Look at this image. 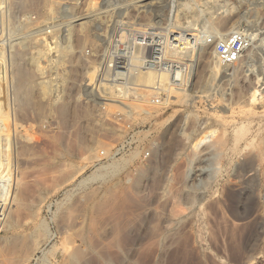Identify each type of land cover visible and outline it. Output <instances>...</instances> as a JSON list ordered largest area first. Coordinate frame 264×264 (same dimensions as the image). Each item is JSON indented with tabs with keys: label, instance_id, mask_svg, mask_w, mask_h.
Returning a JSON list of instances; mask_svg holds the SVG:
<instances>
[{
	"label": "rangeland",
	"instance_id": "rangeland-1",
	"mask_svg": "<svg viewBox=\"0 0 264 264\" xmlns=\"http://www.w3.org/2000/svg\"><path fill=\"white\" fill-rule=\"evenodd\" d=\"M49 1L0 0V222L4 218L8 223L0 225V264H71L75 252L81 254L82 262L84 258L95 261L90 264L105 260L109 264H144V249L160 234L172 211L188 216L194 231L204 233L206 243L204 251L200 249L192 259L168 256L160 264H264V91L257 93L250 85L255 83V73L264 74V47L255 57L214 76L216 81L209 78V89L217 92L214 96L199 81L212 47L198 43L194 50L198 53L202 47L199 55L193 50L188 58L193 63L196 55L201 58L195 77L181 87L184 90L190 83L185 90L189 99L182 98L180 88H173L174 99L153 106V95L137 89L136 94L142 93L141 98L148 102L136 96L126 103V111L119 102L100 100L105 94L97 93L96 88L88 87L86 96L81 86L87 64L96 66L99 51L106 47L103 39L95 37V26L88 29L86 42L78 31L77 24L88 17L90 0H62L54 6L58 11L54 16L47 7ZM117 1V11L115 6L107 8L114 10L100 31H106L108 41L121 21L164 27L171 13L181 10L178 0L136 4H159V10L153 7L146 15L133 7L137 0ZM181 1L195 9L194 15H187L189 21L181 19V27L185 30L194 16L196 31L192 33L197 38L204 39L205 20L219 16H225L221 30L238 24V31H254L264 37V0H215L208 7L203 0L197 6L192 0ZM91 2L95 10L104 4V0ZM69 7L71 18L65 13ZM69 21L75 25L71 43L75 73L66 94L72 103H67V120L62 121L50 108L52 104L41 103L44 109L40 111L22 99L16 70L18 65L28 69L30 58L42 52L54 64L60 57L54 42L64 41L63 36L53 38L54 34H63ZM50 24L54 25L52 38L44 34ZM34 35L42 42L40 51L31 48ZM41 65L46 66L44 61ZM47 69L37 81L57 78L54 70ZM77 88L83 95L78 102L73 99ZM58 92L50 93L51 99ZM84 107L88 110L84 118L72 114ZM116 112L127 115L129 128L112 123ZM91 128L94 133H88ZM212 131L215 134L209 143L193 148L199 137ZM90 135L98 146L84 159L76 140L89 141ZM104 151L107 155L101 156Z\"/></svg>",
	"mask_w": 264,
	"mask_h": 264
},
{
	"label": "bare ground",
	"instance_id": "bare-ground-1",
	"mask_svg": "<svg viewBox=\"0 0 264 264\" xmlns=\"http://www.w3.org/2000/svg\"><path fill=\"white\" fill-rule=\"evenodd\" d=\"M61 1L62 0H50L47 3L48 10L50 11L51 14H53L52 16H54V12L57 11V10H55V7L54 6L55 5H58L59 2H61ZM144 1H147V0H137V1H135L133 3V7H138L140 9L144 10L143 12L146 15L147 14L149 15V13L152 11V8L155 7V6H153V4H155L156 2L155 3L154 2L153 3L152 2H149V3H146L144 5L141 4L139 6L136 5V4L143 3ZM159 1H161V0H159ZM178 1H179V3H178ZM178 1H177V7H178V9H181V10H180V12L179 11H175V12L172 13L171 19H169V22L164 26L167 30H171V29L183 30L182 29L183 27H181V24H182L181 23V21H182L181 19L184 20V18H185L184 21H186L187 15H189V13H191V12H192V14L195 13L194 12L195 9L193 8V4L191 5L187 1L186 2H182L181 0H178ZM192 1L194 2V5L195 6H197L200 3V0H192ZM203 1L206 3V7H208V5L210 3H216L215 0H203ZM117 2H118L117 0H104V2H103L104 4L101 6L102 9L99 8L98 10H95L94 5H92V2L90 0V2L88 3V7H87L88 17L84 18V19H86V21L83 22V23L77 24L79 26V28H80L78 31L82 35L81 37L84 38L83 39L84 42H86L87 41V38L89 37V35H88V29L90 27H92V26H95L97 28V32L95 33V37L97 39H101V40L103 39L104 40V43L105 44H108V42H109L108 39L109 38L107 36L106 31L105 32L104 31L103 32H100V31H102L103 30L102 28H104L107 25L108 18H111L112 13H113L112 11L114 10V9L113 10H110V9L108 10L107 8H109L110 6L111 7L112 6H115L116 7ZM158 5H156V7H155V8H157L156 10H159V6ZM209 9H211V8H209ZM118 10H120V8H118ZM116 11H117V7H116ZM71 12H72V8H70V7L69 8H66L65 9L66 17H68ZM196 12H199L200 15H201V13H203V11L200 10V9H196ZM256 12H258V11H256ZM230 13L231 12H227V15L230 14ZM228 16L230 17V15H228ZM69 17L71 18V16H69ZM147 17H149V16H147ZM147 17H146V22H147ZM221 17L219 16V19L218 18L217 19L216 18L215 19L209 18L208 20L207 19L205 20L206 26H205V23H203L204 26H203V29H202V34H203L202 37L204 36V39L203 38L202 39L201 38H197V36L195 35V33L194 34L192 33V32H195L196 31L195 29H193V26H194V24H193V22H194L193 21L194 16H193V19L190 22H188L189 21L188 19L190 17L187 18L188 21L186 22L187 25H185V28H184L185 30H183V33H181V31L179 32L180 34H182L181 35V38H178V41L180 43L178 45V48L180 50L179 53H181L183 55L185 54L186 57H191L192 54H193V52L195 51L194 50L195 45L197 47L198 43L199 44H202V45L204 43V46H205V41H206V39L208 37H211L213 40H222L226 36H228L229 34H231L233 32H238V26H237L238 24L231 25L230 26L226 22H224V23H226L225 25H228L230 27H228L227 30H221L222 26H224V25L221 26V24L223 23L222 20L225 18V16H224L223 19ZM103 18H106L107 20H105V19L103 20ZM238 19L239 18H237V20ZM148 21H149V19H148ZM235 22L237 23V21H235ZM148 24H149V22H148ZM156 24L160 25L161 23L160 22L159 23L157 22ZM139 26L142 27V24L141 25L138 24V27ZM66 27L67 28L64 31V33H65L64 37L65 38L62 37V38H64V41L62 43L59 40H56L54 42L55 52L57 53V55L60 56L58 59H56L54 61V64H52V62L50 61L49 56H46V54L44 52H42L40 54L37 53L35 56H32L30 58V66H29L28 69L23 68V67H21V66L18 65L17 70H16L17 91L23 96L22 99L25 100V101H27V102H29L36 110H40V111H41L42 108L44 109V107L42 106L41 103L44 102V104H46L45 102H47L46 105L52 104L50 108L54 109V112H57V114L62 118V121H63V119L67 120L66 118H67V115H68V109L70 108V107H68L70 105H68L67 103H69V102L72 101V97L70 95H66V94H68L67 93V91H69L68 89L71 88L70 87V84H71L72 81H70V80L73 79L72 76L75 73V72L73 73V67H74L75 64H74V62H73V60L71 58V56L73 54L72 53L73 52V47H72L71 43H72V38H73V35H74V30H75L74 27H75V25H72V22L69 21L67 23ZM143 27H144V25H143ZM38 32H37V34H38ZM98 32H100L101 34L98 33ZM185 32L186 33L188 32V33L192 34V36H194V40H193L194 41V45H193V47L191 46L192 45V43L190 42L191 40L188 37H186V38L184 37V36L187 35V34L184 35ZM253 32L254 31L248 32L246 30L245 36H246V39H247V45H248V47L244 51V53L242 54L240 60L237 61L234 65H237L239 63H243V62H241L243 59H245V58L246 59H251L253 56L255 57L256 55H258L259 52H262L260 50H263L262 48L264 47V37L263 38H260L259 33H253ZM56 33L57 32H55V34H54L55 37H56ZM36 36L37 35L32 36V38H34V39L31 40V48L34 49V50L35 49H39V51H40V47H41V43L42 42ZM195 36H196V38H195ZM21 43L22 42H20L19 45H21ZM86 44H88V43H86ZM201 48H198V50H197L198 53H199V51L202 50ZM195 53H196V51H195ZM198 53H196V54H198ZM174 54H177V53L175 51L174 52H171V51L169 52V55H174ZM198 55H196V58L194 57L195 60H194V63L192 64V66H191L190 74H189V77H188L187 82H189L193 77H195L197 64H198L199 60L201 59L200 56H198ZM41 61H44V63L46 64L45 67H43L41 65ZM87 65H88V67H86L87 68V71L86 72H83V73H85V78H83V82H82L83 84L81 83L82 84L81 86L84 88V94L86 96H88L87 93H89L88 92V84H86L87 83L86 81L87 80H90L91 81L92 78H93V76H94V72H95L94 71L95 70V68H94L95 66H94L93 63H89ZM234 65L232 66L233 69L235 67ZM239 65H241V64H239ZM48 67L50 68L51 71L54 70L56 72V74L54 73V75H56L57 78L55 80H51L50 79L49 81L47 80L49 78H47V79L44 78L47 81H44V79H42L40 81H37V79H38L37 76L38 77H40V76L42 77L45 74L44 73L45 72V69H47ZM232 67H225V68L221 67L219 65V63L217 62V60L215 58V54H214V52L212 50L210 52V54H209V57H208L207 62H206V65L204 67L206 72H205V74L203 76L199 77L200 78L199 81L201 82V88L202 89H206L208 87L207 89L210 91L211 89H209V86L208 85L210 84V81L212 79L215 80V77L214 76H217L218 74L224 73V72L232 69ZM246 67L249 68L250 66L247 65ZM262 69L264 71V64H263ZM48 70L49 69H47L46 71L48 72ZM54 71H52V72H54ZM260 71L261 70H259V72ZM234 74H231V75H234ZM205 75H207L208 79L206 78ZM259 75L260 74L257 75L255 73L254 76H253V78H254L253 81H255V83H250V85L254 88V91H256L257 93H258V91L259 92L264 91V77H263L264 74H263V76L261 75L262 77H259ZM54 78H55V76H54ZM209 78L211 80H209ZM131 80L133 81L134 86H135L132 89H130V88L121 89V88H114V87H106V86H104V87H100L98 89L97 93L99 92L101 95H103V93H104L105 94V97H107V98L104 97L106 99V101L113 100V101L119 102V103H121L122 108L124 110L129 111L126 103L128 101L129 102L130 101H134V99H135L136 96L140 98V99H138L139 101L140 100L142 102L147 101L146 99L143 98L144 99L143 100L141 98V97H143L142 96L143 95L142 93L141 94L140 93L139 94L138 93L136 94V91L135 90H137V89L138 90H141L143 92H147V93H149V95H154L153 88H154L155 85L159 84L162 87V89H163V91L165 93L164 94V97H163V100H162L164 102H166V101H168L170 99H174L173 95H171V94H173V91L175 90V88H178L179 89V87H174L170 83L169 75H168V73H165V72L164 73H158V72H154L152 70H142V71L136 72V74L132 77ZM213 80H212V82H214ZM73 81H75V80H73ZM189 84H188V87L186 86L187 88H189ZM211 86L212 85H210V88H211ZM214 87H216V86L214 85ZM173 88H174V90H173ZM187 88H185L184 90H183V88H180V90H181V96H182L183 99H189L191 97L188 94V92H185V90L188 91ZM89 89H91V88H89ZM55 91H57V92L59 91L60 94H61V96L58 97V95H60L59 92H58V94L55 93V95L57 94L56 98L52 94V96L54 97V99H51L50 93H53ZM211 91H212V95L215 96L217 94L216 89H212ZM213 91H215V92H213ZM93 92H90L91 95H92ZM101 92H103V93H101ZM202 92H203V90H202ZM204 92H206V91H204ZM81 93H80V90L78 89L76 95L73 97V99L76 102H78L79 99L83 96ZM96 95H98V94H96ZM96 95H95V99H97V97H98ZM85 100H86V98H85ZM47 107L48 106L45 107V110L49 109ZM75 108H77V107H74V109ZM86 109L84 107L79 112L76 110V111H74V113H72V112L71 113L74 116H79L80 114L82 116L84 115L83 116V118H84L85 115L87 114V111H88ZM89 113L90 112H88V114ZM82 116H80V117L82 118ZM80 117H76V118H78V120H79ZM73 119H75V117ZM89 132L90 133H94V129L91 128L88 131V133ZM214 134H215V131L208 132L205 135H202L193 144V148L196 149V148H198L199 146H201L203 144L209 143L210 142V138ZM82 137H83V135H82ZM90 137H91V135H90ZM72 141H73V139H72ZM76 141H77V147H78V149H80V150L83 149L84 150V156L85 157H82L84 159L90 158V156H92V153L96 150V148L98 146V142H97L98 140L94 139L93 136L90 138L89 141H87V140L85 141L82 138L81 139L78 138V140H76ZM69 143H71V142H69ZM93 155H95V154H93ZM141 174H142V172H141ZM141 176H143V175H140L138 177L140 178ZM9 211H10V209H9ZM9 211H8V213H9ZM178 212L177 211H172V212H169L167 214L166 221L164 222L162 220L164 222V225L163 226L161 225L162 226V231L161 232H158V234L159 233L160 234L155 239H153L150 243H148V245L146 246V248L144 247L145 249H144V252L142 254V262L144 264H160V260H162L164 257H167L168 258V256L169 257L172 256L173 258L174 257H180L182 259H187V258H191L192 256L196 255L197 253H200V249H202V248H203V251H204V243H206V242H204L205 241V239L203 237V234L204 233L203 232H200V231H194L193 223L189 219V217L188 216H184L183 214H181L182 212L181 213H178ZM165 216H166V214H165ZM207 218H208V216H207ZM6 224H8L7 223V219H5V220H4V218L1 219L0 225L3 227ZM37 237H38V233H36L35 235L33 234L32 237H31V240L34 242V241H36ZM208 238H209V236H208ZM84 259H83L84 261L82 262L81 261L82 260V256H81V254L79 252H75V253H73L70 256V262H71V264H81V262L83 264H90L92 262V260H93V259L92 260L90 259V261L88 262L86 260V258H84ZM88 260H89V258H88ZM188 260H190V259H188ZM105 261H104L103 264H109V261H106V262Z\"/></svg>",
	"mask_w": 264,
	"mask_h": 264
},
{
	"label": "built area",
	"instance_id": "built-area-1",
	"mask_svg": "<svg viewBox=\"0 0 264 264\" xmlns=\"http://www.w3.org/2000/svg\"><path fill=\"white\" fill-rule=\"evenodd\" d=\"M172 17V13L170 19ZM54 25L46 27L44 34L52 38ZM65 35V33H63ZM62 33H57L56 37H64ZM58 35V36H57ZM194 44V36L187 34ZM65 38V37H64ZM181 34L175 30H167L165 27L146 26L138 27L131 21H121L111 33L110 40L105 49L99 51L96 57L98 60L92 80H88V87L99 89L100 87L114 88H134L131 80L136 72L142 70H152L158 73H168L170 83L174 87H183L188 80L193 61L188 60L185 54L179 53L178 48ZM205 44L212 47L215 58L223 68L232 67L240 60L242 54L247 49V39L245 33L233 32L222 40H213L208 37ZM177 54L169 55V52ZM87 54V53H86ZM154 95L151 98L153 106L162 105L164 91L157 84L153 88ZM107 102L105 98L100 97ZM103 102V103H104ZM105 106H102L104 111ZM127 115L124 112H116L112 115V123L116 126L129 128L126 121ZM118 151L114 154H118ZM101 156H106V152H100ZM148 156V155H147Z\"/></svg>",
	"mask_w": 264,
	"mask_h": 264
}]
</instances>
